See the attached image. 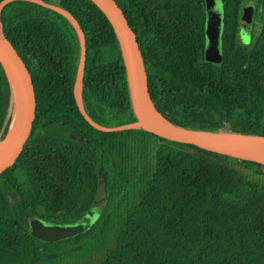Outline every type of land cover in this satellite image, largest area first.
Instances as JSON below:
<instances>
[{
  "label": "trees",
  "instance_id": "obj_1",
  "mask_svg": "<svg viewBox=\"0 0 264 264\" xmlns=\"http://www.w3.org/2000/svg\"><path fill=\"white\" fill-rule=\"evenodd\" d=\"M5 0H0V4ZM70 12L87 47L82 104L106 128L137 122L117 36L90 0H42ZM136 33L154 105L192 130L264 136V0L241 38L250 0H224L223 62L205 59V0H115ZM28 67L37 115L16 165L0 177V264H264V166L138 130L101 132L81 114V43L63 15L27 1L1 12ZM13 93L0 65V141ZM103 185V186H102ZM102 187V196H99ZM100 216L59 242L30 235Z\"/></svg>",
  "mask_w": 264,
  "mask_h": 264
},
{
  "label": "water",
  "instance_id": "obj_2",
  "mask_svg": "<svg viewBox=\"0 0 264 264\" xmlns=\"http://www.w3.org/2000/svg\"><path fill=\"white\" fill-rule=\"evenodd\" d=\"M13 1L18 0H5L0 4V65L5 69L13 93L12 123L6 137V139L11 137V141L7 149L0 155V177L15 166L23 154L32 136L37 115V100L32 75L14 45L6 38L1 20L3 7ZM21 1L32 2L63 15L76 29L81 43V58L75 84V98L81 114L95 129L101 132L141 129L163 140L195 146L204 151L264 166V136L187 129L168 121L158 111L150 94L148 72L136 33L130 27L123 10L115 0L90 1L105 15L117 36L137 122L122 127L106 128L92 121L82 104L87 47L80 25L70 12L58 6L42 0ZM205 5V59L213 64H221L223 62L225 20L224 0H205ZM253 9V5H248L245 8L241 23V38L246 43L250 42V27L246 24L252 20ZM13 81H15L18 90V102Z\"/></svg>",
  "mask_w": 264,
  "mask_h": 264
},
{
  "label": "rangeland",
  "instance_id": "obj_3",
  "mask_svg": "<svg viewBox=\"0 0 264 264\" xmlns=\"http://www.w3.org/2000/svg\"><path fill=\"white\" fill-rule=\"evenodd\" d=\"M247 5H253L254 8L252 20L250 23L246 24V26L250 27V41H251V37H252L251 33L255 28V23H257L256 29H258L260 17L258 18L255 17V3L252 0H250ZM102 194L103 192L101 187L99 196H102ZM99 216H100V209L98 207H95L92 210H90L81 221L72 225H57V224L45 222L39 218H33L30 220L29 223L31 228L30 235L41 242H49V243L59 242L85 232L96 222ZM33 264H39V261ZM40 264H48V263H46V261L45 262L43 261Z\"/></svg>",
  "mask_w": 264,
  "mask_h": 264
},
{
  "label": "bare ground",
  "instance_id": "obj_4",
  "mask_svg": "<svg viewBox=\"0 0 264 264\" xmlns=\"http://www.w3.org/2000/svg\"><path fill=\"white\" fill-rule=\"evenodd\" d=\"M13 85H14V90H15L17 102H18V90H17V86H16L15 81H13ZM10 141H11V137L6 139L5 141H0V155H2L3 152L7 149V147L10 144Z\"/></svg>",
  "mask_w": 264,
  "mask_h": 264
},
{
  "label": "crops",
  "instance_id": "obj_5",
  "mask_svg": "<svg viewBox=\"0 0 264 264\" xmlns=\"http://www.w3.org/2000/svg\"><path fill=\"white\" fill-rule=\"evenodd\" d=\"M30 230H31V228H30Z\"/></svg>",
  "mask_w": 264,
  "mask_h": 264
}]
</instances>
